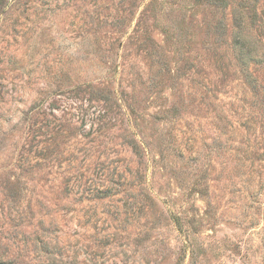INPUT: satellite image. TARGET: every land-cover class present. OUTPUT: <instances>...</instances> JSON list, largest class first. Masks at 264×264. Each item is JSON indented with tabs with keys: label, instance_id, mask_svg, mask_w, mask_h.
<instances>
[{
	"label": "rangeland",
	"instance_id": "1",
	"mask_svg": "<svg viewBox=\"0 0 264 264\" xmlns=\"http://www.w3.org/2000/svg\"><path fill=\"white\" fill-rule=\"evenodd\" d=\"M0 264H264V0H0Z\"/></svg>",
	"mask_w": 264,
	"mask_h": 264
}]
</instances>
